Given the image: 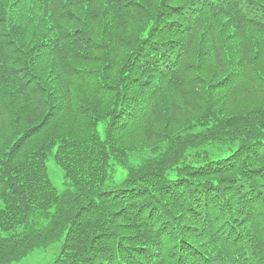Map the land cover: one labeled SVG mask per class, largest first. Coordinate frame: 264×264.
I'll return each mask as SVG.
<instances>
[{
	"label": "trees",
	"instance_id": "16d2710c",
	"mask_svg": "<svg viewBox=\"0 0 264 264\" xmlns=\"http://www.w3.org/2000/svg\"><path fill=\"white\" fill-rule=\"evenodd\" d=\"M62 237L264 264V0H0V264Z\"/></svg>",
	"mask_w": 264,
	"mask_h": 264
},
{
	"label": "rangeland",
	"instance_id": "374dc122",
	"mask_svg": "<svg viewBox=\"0 0 264 264\" xmlns=\"http://www.w3.org/2000/svg\"><path fill=\"white\" fill-rule=\"evenodd\" d=\"M252 100L253 99H250L249 101ZM47 165L53 182L58 187H61L63 182V174L61 170L53 163L50 158L47 161ZM62 241L63 237L60 240L51 243L45 248H37L33 250L27 257L12 264H52L60 251Z\"/></svg>",
	"mask_w": 264,
	"mask_h": 264
}]
</instances>
